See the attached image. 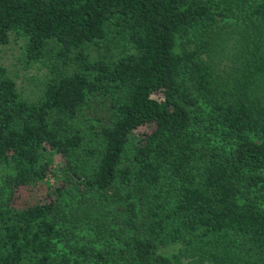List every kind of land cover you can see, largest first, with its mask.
<instances>
[{"label":"trees","instance_id":"1","mask_svg":"<svg viewBox=\"0 0 264 264\" xmlns=\"http://www.w3.org/2000/svg\"><path fill=\"white\" fill-rule=\"evenodd\" d=\"M12 43L37 81L0 61V264H264V0H0Z\"/></svg>","mask_w":264,"mask_h":264},{"label":"rangeland","instance_id":"2","mask_svg":"<svg viewBox=\"0 0 264 264\" xmlns=\"http://www.w3.org/2000/svg\"><path fill=\"white\" fill-rule=\"evenodd\" d=\"M234 30L235 29L232 26L223 28L216 41V48L212 54V58L213 64L218 73H221L224 69H228L227 67L230 63L238 39ZM17 56H19V52L17 46L13 43L2 48L0 51V61L7 65L11 75L16 80L17 86L22 90L23 96L27 99L33 98L34 95H32L31 90L36 86V82H34V80L37 81V76L35 73L33 74L30 71L24 70L23 65L18 64L15 66L13 63L15 60L13 61V59ZM18 67L21 68L19 69ZM34 75L36 78H34ZM151 129L152 127L150 126H142L137 129V133L140 134L145 131H150ZM54 162L57 167L60 163H63V160L58 156V154H55ZM45 183L50 186L54 185L55 178H53L51 173L46 175L43 183L18 190L15 194L14 205L19 208H24L38 203L48 197V195L51 194V190L45 185ZM186 263L187 260H183L182 264Z\"/></svg>","mask_w":264,"mask_h":264}]
</instances>
